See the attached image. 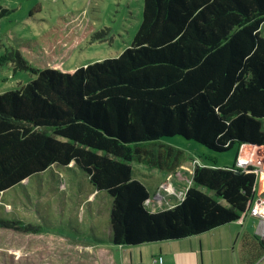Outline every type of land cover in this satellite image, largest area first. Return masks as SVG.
Segmentation results:
<instances>
[{"label": "trees", "instance_id": "16d2710c", "mask_svg": "<svg viewBox=\"0 0 264 264\" xmlns=\"http://www.w3.org/2000/svg\"><path fill=\"white\" fill-rule=\"evenodd\" d=\"M263 22L264 0H142L139 27L118 55L69 72L32 68L34 78L0 92V193L73 163L111 196L107 237L120 245L183 238L238 219L253 172L195 164L182 198L151 210L131 161L183 160L179 148L142 143L163 136L214 151L264 144ZM109 37L107 27L90 34ZM8 57L28 68L19 51Z\"/></svg>", "mask_w": 264, "mask_h": 264}, {"label": "rangeland", "instance_id": "374dc122", "mask_svg": "<svg viewBox=\"0 0 264 264\" xmlns=\"http://www.w3.org/2000/svg\"><path fill=\"white\" fill-rule=\"evenodd\" d=\"M0 92L35 77L33 69L50 65L64 53L63 71L118 55L133 39L141 21L142 0H0ZM102 27L110 29L105 41L90 39ZM264 35V22L260 27ZM19 51L28 68L9 59ZM74 68H70L73 67ZM158 149L171 145L183 151L187 186L195 164L230 167L237 146L214 151L181 135L142 142ZM133 176L152 194L167 169L159 163L131 161ZM175 201L168 199L166 203ZM112 198L94 190L77 167L53 164L0 193V264H67L72 244L84 235L108 231ZM9 221V223H5ZM258 221L250 228L256 232ZM99 232V233H98ZM257 235L253 234V238ZM254 238V239H255ZM260 248V245H258ZM264 248L256 258L263 262Z\"/></svg>", "mask_w": 264, "mask_h": 264}, {"label": "crops", "instance_id": "0c3cea01", "mask_svg": "<svg viewBox=\"0 0 264 264\" xmlns=\"http://www.w3.org/2000/svg\"><path fill=\"white\" fill-rule=\"evenodd\" d=\"M55 57L48 66L64 70V53L59 52ZM184 160L185 156L183 160L177 157L161 163L160 167L167 170L152 194L147 187L151 210L173 205L182 198L187 184L179 169L187 167ZM72 164L69 167H74ZM168 199L175 201L166 203ZM255 221H258L256 217L244 211L238 219L199 234L136 245L113 244L107 232L104 235L88 233L82 243L70 245L67 264H145L158 255L163 257L162 264H263L256 262L262 245L258 226L256 232L250 228ZM253 234L257 235L255 239Z\"/></svg>", "mask_w": 264, "mask_h": 264}, {"label": "built area", "instance_id": "2783aa9c", "mask_svg": "<svg viewBox=\"0 0 264 264\" xmlns=\"http://www.w3.org/2000/svg\"><path fill=\"white\" fill-rule=\"evenodd\" d=\"M239 149L235 157V168L244 169L256 175L252 196L245 211L257 218V232L260 240L264 242V144L254 147H247L243 144ZM146 202L149 205V198ZM162 262L163 257L158 255L145 264H162Z\"/></svg>", "mask_w": 264, "mask_h": 264}, {"label": "water", "instance_id": "95a60500", "mask_svg": "<svg viewBox=\"0 0 264 264\" xmlns=\"http://www.w3.org/2000/svg\"><path fill=\"white\" fill-rule=\"evenodd\" d=\"M245 145H246L247 147H254V146H256L255 144H251V143H245Z\"/></svg>", "mask_w": 264, "mask_h": 264}]
</instances>
